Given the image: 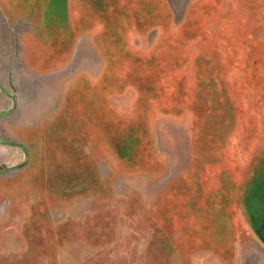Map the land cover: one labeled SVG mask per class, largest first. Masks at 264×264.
Returning <instances> with one entry per match:
<instances>
[{
  "label": "rangeland",
  "instance_id": "1",
  "mask_svg": "<svg viewBox=\"0 0 264 264\" xmlns=\"http://www.w3.org/2000/svg\"><path fill=\"white\" fill-rule=\"evenodd\" d=\"M0 85V264H264V0H0Z\"/></svg>",
  "mask_w": 264,
  "mask_h": 264
},
{
  "label": "water",
  "instance_id": "2",
  "mask_svg": "<svg viewBox=\"0 0 264 264\" xmlns=\"http://www.w3.org/2000/svg\"><path fill=\"white\" fill-rule=\"evenodd\" d=\"M0 90L3 94H5L6 96L10 97V98H14L16 96V93L14 94H9L5 88L0 85ZM13 111L12 110H4V111H0V118L4 117V116H7L9 114H11ZM0 144L2 145H10V146H13V147H17V148H20L23 150V152L25 154H28V148L20 143V142H16V141H9V142H6V141H2L0 142ZM26 166V164L24 166H12V167H7V168H2L0 169V175H3V174H6V173H9V172H14V171H18V170H21L23 169L24 167Z\"/></svg>",
  "mask_w": 264,
  "mask_h": 264
},
{
  "label": "trees",
  "instance_id": "3",
  "mask_svg": "<svg viewBox=\"0 0 264 264\" xmlns=\"http://www.w3.org/2000/svg\"><path fill=\"white\" fill-rule=\"evenodd\" d=\"M263 205V198L261 197H257L255 198L254 201H252L251 199L249 201H247V205H246V212L247 214L249 215V218H250V224L252 226V229L254 231V233H256V219H260L262 217V215H264V208L261 209V211H259L260 213L262 212V215L259 216V217H255L256 213L257 212H254V209H255V206H262Z\"/></svg>",
  "mask_w": 264,
  "mask_h": 264
}]
</instances>
